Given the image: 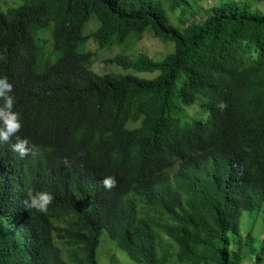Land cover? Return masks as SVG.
<instances>
[{
	"label": "trees",
	"instance_id": "trees-1",
	"mask_svg": "<svg viewBox=\"0 0 264 264\" xmlns=\"http://www.w3.org/2000/svg\"><path fill=\"white\" fill-rule=\"evenodd\" d=\"M171 1L172 11L189 6ZM161 3L25 0L0 9V77L13 85L18 135L37 150L21 158L15 138L0 143V264H97L103 231L135 264H243L249 255L264 264V234L255 247L250 231L239 232L243 210H264V11L254 0H220L178 30ZM93 15L99 28L84 36ZM50 22L61 57L39 72L35 36ZM148 28L174 51L113 62L158 70L154 79L98 74L92 53L78 51L89 39H141ZM198 97L207 122H184ZM106 176L117 180L110 191ZM41 191L54 196L45 213L24 203Z\"/></svg>",
	"mask_w": 264,
	"mask_h": 264
},
{
	"label": "rangeland",
	"instance_id": "rangeland-1",
	"mask_svg": "<svg viewBox=\"0 0 264 264\" xmlns=\"http://www.w3.org/2000/svg\"><path fill=\"white\" fill-rule=\"evenodd\" d=\"M25 0H0V9L6 11L10 8L18 7ZM163 1L161 5L165 8L171 24L179 29L189 23H199L202 21L207 10L213 6L219 5L220 0H187L189 6L182 5L174 11L170 8L171 0ZM252 2V0H251ZM255 10L264 11V0H254ZM171 10V11H170ZM99 22L95 15L91 16L87 25L83 30L84 36H90L99 28ZM53 22L46 24L38 29L35 41L38 47V65L37 71L43 72L46 65L53 63L61 57L59 51L54 49L52 40ZM80 53H92L94 60L92 70L98 74L116 73V74H131L139 77V79H154L159 71H140L134 68H125L120 64L113 62V57L116 55H128L131 57L137 54H143L154 61L163 60L168 54L174 51V43L164 41L159 37L153 36L150 28H148L141 39H136L131 33L123 42H114L112 45L101 47L93 39L87 40L84 44L79 45ZM182 117L184 122L192 120L206 123L209 115L206 98L198 97L194 103L187 109L184 108ZM264 210L247 211L243 210L240 215L239 232L241 235L247 234L249 231L252 235V244L259 247L260 240L264 234ZM252 255H249L243 264H252ZM135 264L133 263L127 252L121 249L116 241H114L106 231H103L100 237V242L97 248V264Z\"/></svg>",
	"mask_w": 264,
	"mask_h": 264
},
{
	"label": "clouds",
	"instance_id": "clouds-1",
	"mask_svg": "<svg viewBox=\"0 0 264 264\" xmlns=\"http://www.w3.org/2000/svg\"><path fill=\"white\" fill-rule=\"evenodd\" d=\"M0 54V60L5 59ZM0 143H9L15 138V142L11 143V150L17 153L21 158L28 155H37L36 147L30 144L27 138H21L18 133L22 128L21 115L14 111L16 97L13 94V85L6 76L0 77ZM217 107L221 110L227 105L221 101ZM65 166H70L69 161L65 158L63 161ZM101 185L106 190H112L117 186V180L114 176H106L102 179ZM54 196L47 191L29 193L28 198L24 201L27 208H34L38 212L45 213L49 205L52 204Z\"/></svg>",
	"mask_w": 264,
	"mask_h": 264
},
{
	"label": "built area",
	"instance_id": "built-area-1",
	"mask_svg": "<svg viewBox=\"0 0 264 264\" xmlns=\"http://www.w3.org/2000/svg\"><path fill=\"white\" fill-rule=\"evenodd\" d=\"M263 261H264V257H263Z\"/></svg>",
	"mask_w": 264,
	"mask_h": 264
}]
</instances>
